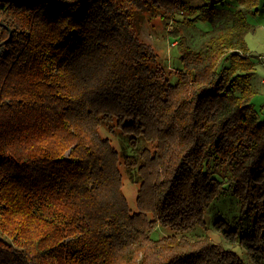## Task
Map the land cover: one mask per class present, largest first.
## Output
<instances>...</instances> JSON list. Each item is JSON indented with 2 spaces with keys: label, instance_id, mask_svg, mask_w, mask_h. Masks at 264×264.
Here are the masks:
<instances>
[{
  "label": "trees",
  "instance_id": "obj_1",
  "mask_svg": "<svg viewBox=\"0 0 264 264\" xmlns=\"http://www.w3.org/2000/svg\"><path fill=\"white\" fill-rule=\"evenodd\" d=\"M258 1L0 0V264H244L185 235L225 191L252 226L215 229L264 264V118L252 104L264 56L245 41ZM227 2L230 24L197 49L168 32L172 84L141 18L192 27ZM102 130L142 141L136 158ZM121 166L135 168V213ZM156 226L168 235L154 239Z\"/></svg>",
  "mask_w": 264,
  "mask_h": 264
},
{
  "label": "rangeland",
  "instance_id": "obj_2",
  "mask_svg": "<svg viewBox=\"0 0 264 264\" xmlns=\"http://www.w3.org/2000/svg\"><path fill=\"white\" fill-rule=\"evenodd\" d=\"M190 5H201L202 0H183ZM264 0H259L255 10H251L246 15V21L251 26V31L245 37V41L253 55L264 54ZM140 7L139 5H137ZM236 3H225L222 7L217 6L219 10L213 23L197 22L194 26H183L175 22L164 26L157 16L152 12H146L145 17L141 18L140 37L147 45L157 53L158 63L163 67L165 74L170 75L169 80L174 84L177 80L176 71L180 68L181 63L179 59V52L176 48L177 41L168 35V32L174 28H178L179 32L185 36L189 46L197 49L199 44L207 38L208 34H214L218 30H223L230 24V16L236 9ZM209 33H206L208 32ZM255 77L253 85L257 88L252 104L259 116L264 118V92L259 87L260 80L264 79V67L258 65L255 70ZM103 131V130H102ZM103 134L108 136L112 144L125 156L136 158L138 150L142 148L143 142L138 140L137 147L134 149L129 146L128 137L122 136L118 133ZM123 176V193L125 195L127 204L131 212L135 213L136 195H137V181L135 168L129 174L126 169L121 166ZM222 219L228 223L232 229L237 230L240 235L246 232L252 226L253 217H243L239 214V205L237 199L229 192L225 191L219 198H217L204 215V227H195L194 229L185 233L190 239L207 238L214 243L221 244L224 248L231 250L236 254L244 264H252L247 253L238 244H228L218 231L215 229V222ZM168 231L160 226H156L151 236L154 239L161 238L168 235Z\"/></svg>",
  "mask_w": 264,
  "mask_h": 264
},
{
  "label": "crops",
  "instance_id": "obj_3",
  "mask_svg": "<svg viewBox=\"0 0 264 264\" xmlns=\"http://www.w3.org/2000/svg\"><path fill=\"white\" fill-rule=\"evenodd\" d=\"M248 34V33H247ZM246 37V36H245ZM260 56H264V54H260ZM260 66L264 67V64H260ZM259 87L261 88V90L264 92V79L260 80V85Z\"/></svg>",
  "mask_w": 264,
  "mask_h": 264
},
{
  "label": "built area",
  "instance_id": "obj_4",
  "mask_svg": "<svg viewBox=\"0 0 264 264\" xmlns=\"http://www.w3.org/2000/svg\"><path fill=\"white\" fill-rule=\"evenodd\" d=\"M262 60L264 61V57L262 58Z\"/></svg>",
  "mask_w": 264,
  "mask_h": 264
}]
</instances>
